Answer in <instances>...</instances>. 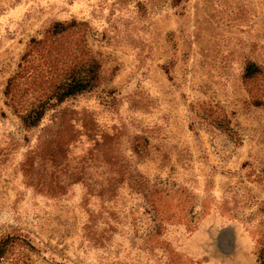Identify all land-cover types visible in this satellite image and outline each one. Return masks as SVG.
<instances>
[{"label": "rangeland", "instance_id": "rangeland-1", "mask_svg": "<svg viewBox=\"0 0 264 264\" xmlns=\"http://www.w3.org/2000/svg\"><path fill=\"white\" fill-rule=\"evenodd\" d=\"M5 237L0 264H264V0H0Z\"/></svg>", "mask_w": 264, "mask_h": 264}, {"label": "trees", "instance_id": "trees-1", "mask_svg": "<svg viewBox=\"0 0 264 264\" xmlns=\"http://www.w3.org/2000/svg\"><path fill=\"white\" fill-rule=\"evenodd\" d=\"M65 29L66 28L63 27V25L57 24L54 27V32L60 34L63 33ZM258 72L259 68L255 64H247L245 68L246 77H251ZM96 77V70L93 66H90L86 69L84 75L73 74L58 83L55 87L52 88V91L46 97L37 100L39 103L35 105L31 103V106L29 107L20 106L17 112L24 127H36L43 119L48 108L59 105L68 99L74 98L78 95L90 91L94 86ZM14 87L15 82H13L12 80L11 84H8V90L6 94H9L11 90L13 91ZM11 99H13V97H11ZM52 100L54 101L53 104L50 103ZM13 240V237H5L0 240V258H4L6 256L7 250L13 244Z\"/></svg>", "mask_w": 264, "mask_h": 264}]
</instances>
